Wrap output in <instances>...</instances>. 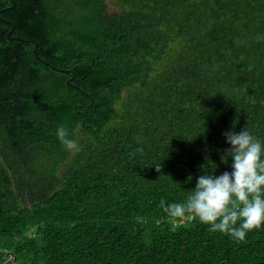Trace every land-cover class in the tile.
Returning <instances> with one entry per match:
<instances>
[{
	"label": "trees",
	"instance_id": "1",
	"mask_svg": "<svg viewBox=\"0 0 264 264\" xmlns=\"http://www.w3.org/2000/svg\"><path fill=\"white\" fill-rule=\"evenodd\" d=\"M110 1L0 0V250L15 264H264V225L238 242L160 207L232 171L223 133L264 144V0Z\"/></svg>",
	"mask_w": 264,
	"mask_h": 264
},
{
	"label": "clouds",
	"instance_id": "2",
	"mask_svg": "<svg viewBox=\"0 0 264 264\" xmlns=\"http://www.w3.org/2000/svg\"><path fill=\"white\" fill-rule=\"evenodd\" d=\"M55 134L66 150L80 151L65 126H58ZM223 135L231 147L221 159L227 163L231 158L232 171L201 175L184 202L166 205L161 200L160 207L171 218L192 215L208 225L209 231L242 242L248 232L264 225V144L246 127Z\"/></svg>",
	"mask_w": 264,
	"mask_h": 264
},
{
	"label": "water",
	"instance_id": "3",
	"mask_svg": "<svg viewBox=\"0 0 264 264\" xmlns=\"http://www.w3.org/2000/svg\"><path fill=\"white\" fill-rule=\"evenodd\" d=\"M0 254H8L11 256V263L10 264H15V256L9 252V251H6V250H0ZM27 264H34L33 262H28Z\"/></svg>",
	"mask_w": 264,
	"mask_h": 264
},
{
	"label": "rangeland",
	"instance_id": "4",
	"mask_svg": "<svg viewBox=\"0 0 264 264\" xmlns=\"http://www.w3.org/2000/svg\"><path fill=\"white\" fill-rule=\"evenodd\" d=\"M106 2L108 3L107 5V8H108V12H111V11H117L118 8L115 7L114 5H112V2L110 0H106Z\"/></svg>",
	"mask_w": 264,
	"mask_h": 264
},
{
	"label": "flooded vegetation",
	"instance_id": "5",
	"mask_svg": "<svg viewBox=\"0 0 264 264\" xmlns=\"http://www.w3.org/2000/svg\"><path fill=\"white\" fill-rule=\"evenodd\" d=\"M13 38H17V37H13V36H12V37H10L9 39L11 40V39H13ZM1 114H2V111H1ZM1 114H0V116H1ZM7 144H8V143H7Z\"/></svg>",
	"mask_w": 264,
	"mask_h": 264
}]
</instances>
